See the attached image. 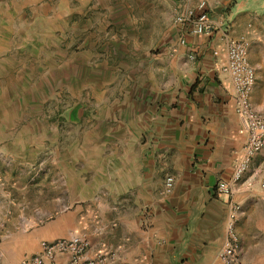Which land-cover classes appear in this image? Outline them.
<instances>
[{
    "label": "crops",
    "instance_id": "crops-1",
    "mask_svg": "<svg viewBox=\"0 0 264 264\" xmlns=\"http://www.w3.org/2000/svg\"><path fill=\"white\" fill-rule=\"evenodd\" d=\"M206 2L213 22L223 21L230 36L246 41L254 71L250 101L262 108L264 0ZM184 40L168 49L156 104L130 98L121 118L118 110L108 112L110 126L104 125L103 112L93 124L68 125L79 134L68 137L52 176L50 166L23 178L21 168L12 181L10 174H0V264H18L37 250L38 241L71 234L88 241L85 257L104 252L124 264H216L229 200L238 198L243 201L235 230L241 237L239 223L255 187L248 183L260 178L264 151L250 159L245 179L231 195L214 193L216 180L228 179L243 137L237 133L228 77L220 71L224 48L218 33ZM188 53L196 58L186 59ZM165 175L173 177L167 195L161 192ZM40 196L47 197V206H41ZM50 210L62 213L39 222Z\"/></svg>",
    "mask_w": 264,
    "mask_h": 264
},
{
    "label": "rangeland",
    "instance_id": "rangeland-1",
    "mask_svg": "<svg viewBox=\"0 0 264 264\" xmlns=\"http://www.w3.org/2000/svg\"><path fill=\"white\" fill-rule=\"evenodd\" d=\"M177 1L0 0V174L12 181L21 168L23 178L50 166L52 176L68 137L79 134L68 125L93 124L112 109L121 118L130 98L156 104L168 49L177 43ZM260 174L249 182L254 194L239 223L235 264H264V169ZM39 199L47 206V197ZM61 213L43 212L39 222Z\"/></svg>",
    "mask_w": 264,
    "mask_h": 264
},
{
    "label": "built area",
    "instance_id": "built-area-1",
    "mask_svg": "<svg viewBox=\"0 0 264 264\" xmlns=\"http://www.w3.org/2000/svg\"><path fill=\"white\" fill-rule=\"evenodd\" d=\"M172 24L177 32V43L184 44L185 35L213 36L218 33L224 48V62L220 71L228 77L231 86L232 108L236 116L237 133L243 137L240 154L235 161L227 180H216L213 191L216 195H231L235 184L245 174L250 159L258 152L264 151V106L256 108L250 101V92L254 83V71L246 57L247 43L243 37L229 35L224 22H213L207 13L206 0L177 1L172 13ZM216 49L211 50L217 56ZM194 53H188L192 60ZM249 185V183H248ZM173 177L165 175L161 192H171ZM264 196V183L259 184ZM239 206L229 200L225 221V236L220 249L216 253V264H235L239 250V240L235 230L236 216ZM88 241L79 235L71 234L53 240H40L37 250L23 256L18 264H124L110 253L98 252L91 257L84 254Z\"/></svg>",
    "mask_w": 264,
    "mask_h": 264
}]
</instances>
